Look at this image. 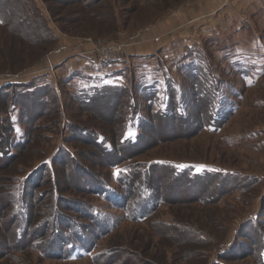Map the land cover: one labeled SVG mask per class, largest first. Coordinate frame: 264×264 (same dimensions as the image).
<instances>
[{"label": "rangeland", "instance_id": "obj_1", "mask_svg": "<svg viewBox=\"0 0 264 264\" xmlns=\"http://www.w3.org/2000/svg\"><path fill=\"white\" fill-rule=\"evenodd\" d=\"M256 1L233 0L225 11L221 0H0V131L14 130V157L0 160V251L12 245L14 184L25 183L37 214L30 227L42 235L0 264H264V0ZM120 44L122 62L93 59ZM102 87L119 91L87 107L75 101ZM167 93L187 122L155 115ZM129 98L134 114H120ZM221 108L220 128L196 126ZM124 124L141 142L111 168L90 134L117 147ZM49 159L65 218L46 229L55 208L53 173L42 166ZM149 164L159 166L148 176L163 200L147 220L125 218L116 196L91 193L103 182L120 192L124 167ZM163 164L204 178L177 179ZM134 193L128 202L140 200ZM88 211L110 229L99 234ZM69 227L91 237L92 249L65 262L53 236ZM110 247L114 259H92Z\"/></svg>", "mask_w": 264, "mask_h": 264}, {"label": "trees", "instance_id": "obj_2", "mask_svg": "<svg viewBox=\"0 0 264 264\" xmlns=\"http://www.w3.org/2000/svg\"><path fill=\"white\" fill-rule=\"evenodd\" d=\"M197 86H199V84H197ZM123 90L126 92V89H123ZM148 90L150 89L145 88L144 94L147 97L148 103H152L154 105L153 100L155 101V99L157 100V98L154 97L155 96L154 93H151L148 95V93H146L148 92ZM213 90L214 92L216 90L214 86H213ZM115 91H119L117 87H102L100 89L95 90L94 95L92 96L87 95L84 98L80 100L77 99L75 101H77V103L81 105L82 107H87L93 103H97L98 98L103 96L105 93L106 94L113 93ZM129 99L126 100V103L124 104V108H123L124 110H122L120 114L122 112L126 114L130 112L134 114L136 103L131 98L130 104H128ZM161 100H163V102H161V105L158 107V110L156 112L157 114L155 115L160 116V118H162L163 120H167L171 118L181 119V121L183 122H187L189 120L186 117H182L184 116V113H183L184 107L180 100L175 101L174 97L172 95L170 96L169 93H167L165 95V98H162ZM149 107H150V110L153 109V106H149ZM222 112L224 113V111L221 108L216 112V114L215 113L207 114L206 121L205 119H202L196 124V126L202 125V128L209 127L212 130H217L218 128H220V126L222 125V122H224L225 120L226 115H224L223 117H219L220 115H223ZM141 121H140V125H137V127L139 126L140 131L142 130L141 127L144 124V119H141ZM0 122L4 123V121H1V120ZM132 127H134L132 124L127 125V126L125 124L123 125V128H122L123 130L122 132H120L118 136V140L116 141L117 147H112V144L108 147L106 145L107 140L104 136H103V139H101L100 136L94 137L93 134H90L93 136L95 144L101 148L102 156L100 158L108 159L107 160L109 162L107 163L108 167L112 168L118 165L119 163L123 162L124 160L130 159L132 157V154L135 153L133 152L132 154L129 155V154H125V152L123 151L126 149L127 150L136 149V147H138L141 142V136H142L141 132L142 131L140 132V134H136L135 136H132L129 133V129H132ZM13 131L14 130L12 128V125H9V128L7 129L5 127V131L4 130L0 131V134H1L0 160L5 159L6 161L5 163H8V160H12L14 157L10 153V150H9V147H11L10 136L13 135ZM86 133L87 131H84V134ZM22 142L24 143V141ZM20 150H23V147H21ZM4 153L6 154V158L4 157ZM66 156L70 157V153L66 152ZM116 160L120 162H116ZM52 162H53L52 159L46 160L44 161V163H42V166L44 167L45 170L48 171V169H50L51 171ZM154 165L158 166V164H154ZM154 165L149 164L144 167L136 166V165H131V166L129 165V166L124 167L117 174V177L115 180L116 184L118 185V188H120L119 189L120 192H117V190L116 192L111 191L108 188V186H106V184L103 182L102 184L96 186L95 188L93 187L91 189V193H94L95 195H99L102 198H107L111 202H113L114 200L113 197L116 196L115 198L119 199L118 203L120 204L119 206L120 209H122V211L125 213V218L131 221H136L137 223L143 222L147 220L148 217L153 215L152 214L153 210L155 209V207L159 206V204L162 203V200H163L161 196L155 193V190L152 187L153 180L150 179V177L148 176L150 174L152 166ZM163 165L168 166L170 170L172 171L173 176L177 179L196 180L198 177L204 178L201 175H199V173L194 174L192 169H182L178 165H174V164H170V165L163 164ZM80 170H83V169H80ZM0 171H2V169H0ZM34 172L35 171H33L32 173H28L25 177V180H28L29 176H31L32 174H35ZM80 172L82 173L83 171H80ZM52 173H53L52 179L54 180L52 190L54 193L53 196L55 198L56 203L55 202L53 203V206L55 207L53 208L54 211L47 213L50 215L47 217L48 220H46V222L48 223L46 226L47 227L46 229H48L51 224L54 225L52 221L58 220L59 217L61 216L62 217L64 216L65 218V215L63 214L59 215L58 213V212L62 213V209H63V205L57 203L58 202L57 199L63 200V198L60 197L56 191L57 184L58 185L60 184L59 183L60 179L57 177L58 176L57 174L56 176L54 172ZM1 182H3L2 178H0V183ZM91 186L92 185H90V187ZM10 190L11 191H10L9 197H10V200L12 199L11 201L12 212H10V216H9L10 222L8 221L9 222L8 226H9V229L12 230L13 232V238L12 240H10L12 245L9 244L7 246L8 250H6V253L5 251H0V258L2 257L3 254L7 255L10 251L22 252L23 250L29 247L28 243L31 240L33 241L35 237L37 236H42V235H39L38 232H36L35 228L32 229L30 227L33 224H35L33 213L36 214V211L33 210L35 209V206L30 201L31 195L29 193H26L25 183L23 182L21 186L18 188H16V184H14L12 187H10ZM134 192L138 193V195H136V200L138 199L140 200L137 202L134 201V203L132 202V200L128 202L130 198H132L133 195L135 198ZM128 203H131L130 207L128 206ZM48 208L50 209V206ZM85 215L88 221H90L91 223H94V221L96 220V222L98 223L99 234L105 233L110 229L108 225H106L105 223H103L102 220L99 219L97 213H90V211H88V213H86ZM97 219H99V221H97ZM64 220H69L68 222L72 223L71 219L66 218ZM89 230L91 229L88 227L87 232ZM54 232L55 234L53 237H55L56 239H60L61 242H63V247H62V252L60 253V258L64 260L65 262H68L67 260L73 257L75 252L78 250L91 251L92 249L91 246H85L86 244H88V239L92 240V238L91 237L86 238V234L78 227L76 228L69 227V229L64 232L55 229ZM34 247H37V246H34ZM115 249L118 250L117 248ZM115 249L110 247L109 250H103L101 254H96V255L93 254L92 259L96 260V258L99 259V257H101L102 259H107V260H109L110 258L114 259L111 256L114 254Z\"/></svg>", "mask_w": 264, "mask_h": 264}, {"label": "built area", "instance_id": "obj_3", "mask_svg": "<svg viewBox=\"0 0 264 264\" xmlns=\"http://www.w3.org/2000/svg\"><path fill=\"white\" fill-rule=\"evenodd\" d=\"M233 0H221V8L227 7L230 2ZM244 2H249L253 0H242ZM122 45H106L99 52H96L95 55H93V59L100 63V64H108V63H120L123 60L122 52H123Z\"/></svg>", "mask_w": 264, "mask_h": 264}, {"label": "crops", "instance_id": "obj_4", "mask_svg": "<svg viewBox=\"0 0 264 264\" xmlns=\"http://www.w3.org/2000/svg\"><path fill=\"white\" fill-rule=\"evenodd\" d=\"M257 1H260V0H257ZM257 1H256V2H257ZM232 5H233V4L230 3V4L226 7V9L224 8L225 11H227L228 9H230Z\"/></svg>", "mask_w": 264, "mask_h": 264}]
</instances>
